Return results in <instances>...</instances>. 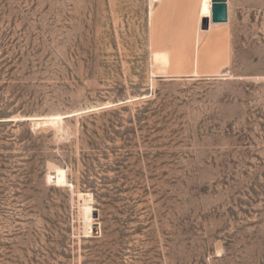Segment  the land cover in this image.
<instances>
[{
	"label": "rangeland",
	"instance_id": "374dc122",
	"mask_svg": "<svg viewBox=\"0 0 264 264\" xmlns=\"http://www.w3.org/2000/svg\"><path fill=\"white\" fill-rule=\"evenodd\" d=\"M162 3L0 0V44L23 58L6 96L30 112L13 118L44 136L39 170L23 173L27 154L2 182L0 264H264V0H228L195 64L193 40L157 34ZM172 43L165 67L154 53ZM147 101L144 128L114 143L108 119L61 117L128 106L125 132Z\"/></svg>",
	"mask_w": 264,
	"mask_h": 264
},
{
	"label": "trees",
	"instance_id": "16d2710c",
	"mask_svg": "<svg viewBox=\"0 0 264 264\" xmlns=\"http://www.w3.org/2000/svg\"><path fill=\"white\" fill-rule=\"evenodd\" d=\"M12 52L11 47H7L5 43L0 44V82L4 81L3 85H0V189H2V182L4 179H8L9 175L12 173L19 174V172L24 169V166H18L19 159H23L25 155H29L26 161H22L25 165H30V168L24 170L23 173H27L26 175L34 174L36 170H39L40 165L43 163V159H41L40 154L42 151V140L43 134L35 133L30 128L28 121H20L15 120L13 118L15 115L24 114L28 115L30 112H26L23 109V106L15 107L17 103V99L22 96L21 92L17 95V98L11 101L12 97L15 96L18 92L17 89H14L10 96H6V91L8 86L10 85V81L15 77L14 72L18 70L19 65L23 64V58H21L20 54H17L13 57L9 55ZM22 68V67H21ZM159 80H163L160 78ZM152 96V94H151ZM153 101H147L143 106L136 107V114L130 117L128 120L129 123L137 125V127H133L128 129L125 132H120V129L124 127V118L121 117V113L124 111H131V108L128 106L119 108V109H102L97 111L88 112L85 114H80L77 116H73L70 118H66L64 122H76L79 121L80 127L83 131L88 130V124H91L95 127L98 126V121H104L108 119L110 125L109 129L111 130L109 134L113 136L110 140L114 143L118 138H125L130 135H135L137 129H143L142 122L147 120L146 113H148L151 104ZM81 109V108H80ZM77 109L76 111H81ZM83 110L90 108H82ZM101 128V127H100ZM21 129V130H20ZM18 130V133L15 131ZM93 134L97 137L95 140H91L90 137V145L92 150L98 151L101 153V140L100 133L98 130L94 131ZM17 152V153H15ZM101 155H105V153H101ZM85 165V171H82V183L83 185L90 189L97 199H101L102 196L99 194V189L97 187L96 181H91L90 176L93 174L94 170V162L98 161V159H94L92 155H83L82 160ZM65 162L72 166V162L74 164L77 163V160L67 158ZM71 176L68 174V180H70ZM3 246H9L2 243L0 238V248ZM4 258L3 255L0 254V261Z\"/></svg>",
	"mask_w": 264,
	"mask_h": 264
},
{
	"label": "crops",
	"instance_id": "0c3cea01",
	"mask_svg": "<svg viewBox=\"0 0 264 264\" xmlns=\"http://www.w3.org/2000/svg\"><path fill=\"white\" fill-rule=\"evenodd\" d=\"M158 17L157 34L161 35L160 38L169 41L193 40V59L190 62L194 64L215 36L225 31L229 24L210 23L207 30H200L203 21L211 19L207 0H163ZM171 45L163 48L167 53H154L156 61L165 67L169 65V58L176 57L177 46L175 43Z\"/></svg>",
	"mask_w": 264,
	"mask_h": 264
},
{
	"label": "water",
	"instance_id": "95a60500",
	"mask_svg": "<svg viewBox=\"0 0 264 264\" xmlns=\"http://www.w3.org/2000/svg\"><path fill=\"white\" fill-rule=\"evenodd\" d=\"M212 16L211 19L209 18L208 20L205 21V26L204 29L207 30L209 28V24L213 23V24H226L229 22V7H228V0H212ZM106 108L105 106L103 107H95V108H91V109H87V110H81V111H76V112H72V113H68L65 115H61V117L63 119L66 118H70L73 116H77L80 114H85L88 112H92V111H97V110H101ZM21 121H31L30 119H23ZM55 176L52 173V177H51V182L55 183Z\"/></svg>",
	"mask_w": 264,
	"mask_h": 264
},
{
	"label": "bare ground",
	"instance_id": "6f19581e",
	"mask_svg": "<svg viewBox=\"0 0 264 264\" xmlns=\"http://www.w3.org/2000/svg\"><path fill=\"white\" fill-rule=\"evenodd\" d=\"M155 2H159L160 0H154ZM212 0H207V8L209 10L210 17L212 16Z\"/></svg>",
	"mask_w": 264,
	"mask_h": 264
}]
</instances>
